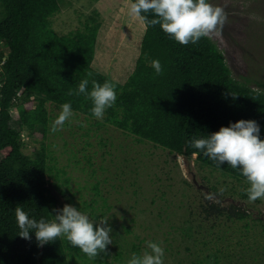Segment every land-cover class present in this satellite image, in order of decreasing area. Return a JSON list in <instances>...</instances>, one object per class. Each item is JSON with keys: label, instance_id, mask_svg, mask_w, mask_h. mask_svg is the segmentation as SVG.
Wrapping results in <instances>:
<instances>
[{"label": "trees", "instance_id": "1", "mask_svg": "<svg viewBox=\"0 0 264 264\" xmlns=\"http://www.w3.org/2000/svg\"><path fill=\"white\" fill-rule=\"evenodd\" d=\"M64 1L0 0V45L7 48L6 54L0 51V264H116L125 254L123 246L113 250L109 244L107 253H101L93 261L64 237L40 247L34 232L30 233V240L19 236L17 206L37 221L41 218L52 221L54 210L65 204L76 207L97 223L105 217V210L97 212L96 199L90 203L74 202L73 195H66L56 183L58 175L53 173L45 144L50 105L61 108L63 103L70 102L73 113L86 120L111 125L170 153L186 158L194 156L201 167L217 171L238 184L249 185L239 168L233 169L227 163L217 166L188 141L207 138L220 127L239 120L256 121L259 138L264 140V91L235 80L222 51L210 37L183 46L159 25L146 27L142 21L145 29L139 55L131 73L120 83L92 66L102 24L97 11L86 16L81 29L66 34L54 30L51 18L60 12ZM157 59L163 68L159 75L151 63ZM83 79L89 80V92L92 80L117 83L116 103L106 110L103 120L93 117L90 99L83 94L68 95L70 89L74 92L78 89ZM12 107L17 110L18 126L26 129L30 137L40 138L39 146L30 153L25 151L27 143L20 131L11 125ZM53 189L66 198L64 203L52 193ZM93 190L100 195L97 183ZM211 190L219 194L216 187ZM240 194L248 199L246 191ZM102 206H107L104 200ZM205 211L210 217L243 221L246 229L250 227L247 221L250 214L240 206L209 202ZM229 247L211 248L213 264L261 262L251 255V245L247 246V256L252 258L248 263L237 260L245 257L242 252L245 247L236 250ZM131 249L141 254L139 243ZM206 259L199 258L195 264H205Z\"/></svg>", "mask_w": 264, "mask_h": 264}, {"label": "rangeland", "instance_id": "2", "mask_svg": "<svg viewBox=\"0 0 264 264\" xmlns=\"http://www.w3.org/2000/svg\"><path fill=\"white\" fill-rule=\"evenodd\" d=\"M210 3L227 13L222 34L210 38L222 51L232 77L264 91V0ZM130 4V0H65L60 12L51 18L52 27L58 34L81 29L86 16L97 11L102 24L92 66L122 83L134 68L145 29L139 18L130 15ZM0 51L6 54L7 48L0 45ZM48 109L50 123L45 144L53 173L58 175L56 183L66 195H73L74 202L96 199L97 212L106 211L99 220H108L111 246L113 250L123 246V258L127 255L120 263L112 262L127 264L134 253L133 244L139 243L142 254L151 241L162 242L164 264H195L204 257L205 264H213L211 251L221 245H230L231 250L245 247L244 260L237 259L245 263L252 259L247 256V246L251 245V255L261 261L259 264L264 263V200L250 203L242 197L241 191L245 192L249 185L201 167L194 156L170 153L79 114H74L62 130L51 133V124L61 108L50 105ZM16 111V107L10 109L11 125L20 131L27 143L25 151L30 153L39 146L40 138L30 137L26 129L18 126ZM95 183L99 196L93 190ZM212 186L219 194L211 190ZM52 193L65 202L57 190ZM103 200L109 209L102 206ZM209 202L245 208L250 214V227L246 229L243 221L210 217L205 211Z\"/></svg>", "mask_w": 264, "mask_h": 264}, {"label": "clouds", "instance_id": "3", "mask_svg": "<svg viewBox=\"0 0 264 264\" xmlns=\"http://www.w3.org/2000/svg\"><path fill=\"white\" fill-rule=\"evenodd\" d=\"M130 15L139 18L145 26L159 25L163 32L183 46L197 44L202 38L213 34H222L227 22V13L223 7L215 6L210 0H134L129 7ZM153 16L154 18H149ZM152 67L157 75L163 71L160 61L153 60ZM91 76V73L88 74ZM83 79L74 92L68 95L83 94L90 99L91 113L97 120H103L107 109L117 100V83L105 81L103 84ZM74 113L70 102L61 105V111L52 122L50 132L63 129ZM260 128L254 120H239L220 127L219 131L188 141L189 145L200 150L217 166L227 163L231 168H239L249 187L246 189L248 201L264 200V140L259 138ZM52 221L30 218L21 206L15 208V218L20 229L19 236L30 240L34 232L38 246L54 242L64 237L72 247L79 248L89 260L95 261L101 253H107V246L112 244L106 219L95 222L76 207L65 204L62 209L54 210ZM95 225V227H94ZM162 242H148L142 254L133 253L127 264H164L165 250Z\"/></svg>", "mask_w": 264, "mask_h": 264}]
</instances>
